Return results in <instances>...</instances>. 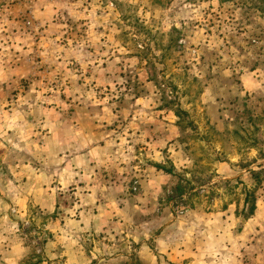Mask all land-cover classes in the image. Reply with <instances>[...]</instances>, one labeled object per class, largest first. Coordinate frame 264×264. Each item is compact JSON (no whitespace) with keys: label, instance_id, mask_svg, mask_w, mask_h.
<instances>
[{"label":"rangeland","instance_id":"rangeland-1","mask_svg":"<svg viewBox=\"0 0 264 264\" xmlns=\"http://www.w3.org/2000/svg\"><path fill=\"white\" fill-rule=\"evenodd\" d=\"M259 165L264 0H0V264H264Z\"/></svg>","mask_w":264,"mask_h":264},{"label":"trees","instance_id":"trees-1","mask_svg":"<svg viewBox=\"0 0 264 264\" xmlns=\"http://www.w3.org/2000/svg\"><path fill=\"white\" fill-rule=\"evenodd\" d=\"M169 100L166 102V106L176 104L175 107H173V112L175 116L180 119L181 121L185 119V117L188 116V114L182 110L178 103L176 95L169 96ZM164 99V98H163ZM165 101V100H164ZM156 169L162 170L167 174H171L170 170H165V168H162L160 166H155ZM257 171H250L249 175L251 177L252 183L255 186V188L259 185H261L264 182V165L257 166ZM254 189L253 190H245L244 191V200H243V209L241 211V216L243 218H247L248 216H251L255 210V202L256 198L254 195Z\"/></svg>","mask_w":264,"mask_h":264},{"label":"crops","instance_id":"crops-1","mask_svg":"<svg viewBox=\"0 0 264 264\" xmlns=\"http://www.w3.org/2000/svg\"><path fill=\"white\" fill-rule=\"evenodd\" d=\"M77 258H78L79 260H84V257H83L81 254H78V255H77Z\"/></svg>","mask_w":264,"mask_h":264}]
</instances>
